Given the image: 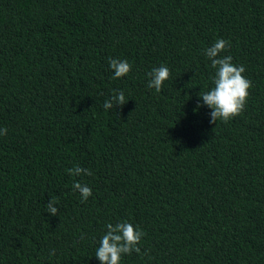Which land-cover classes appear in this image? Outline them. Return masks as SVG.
<instances>
[{"label": "trees", "instance_id": "1", "mask_svg": "<svg viewBox=\"0 0 264 264\" xmlns=\"http://www.w3.org/2000/svg\"><path fill=\"white\" fill-rule=\"evenodd\" d=\"M217 39L252 87L214 124ZM0 128V264H100L120 221L145 233L121 264H264V0H0Z\"/></svg>", "mask_w": 264, "mask_h": 264}, {"label": "clouds", "instance_id": "2", "mask_svg": "<svg viewBox=\"0 0 264 264\" xmlns=\"http://www.w3.org/2000/svg\"><path fill=\"white\" fill-rule=\"evenodd\" d=\"M230 42L225 39H217L211 47L205 49V56L210 61V65L215 69V75L212 77L213 86L198 94L202 99L203 105L211 109L210 122L216 123L217 120L228 122L230 119L241 114L247 99L249 97V89L252 87L251 81L246 78L243 73L245 67L243 65H235L232 62L230 55H221L230 47ZM109 67L113 70L114 79L126 76L132 68V65L127 60L109 59ZM147 75L150 77L147 83L148 88H154L156 92L162 90V86L166 80L170 78V70L168 67L161 65L154 67ZM128 99L122 90H114L103 104L105 110H111L123 106ZM201 107L198 100L196 107L193 109L196 112ZM7 129L0 128V135H6ZM70 175L79 176L92 175L87 168L80 166L74 169H68ZM73 188L81 194V201H87L92 195V189L87 185H82L79 182L73 183ZM58 200L50 198L46 204V210L50 215H57ZM106 233L99 241L98 247L95 250V257L100 261V264H121L122 255H131L133 252L140 254V242L145 233L138 226L127 221L108 223L106 225ZM53 249L49 255H54Z\"/></svg>", "mask_w": 264, "mask_h": 264}]
</instances>
